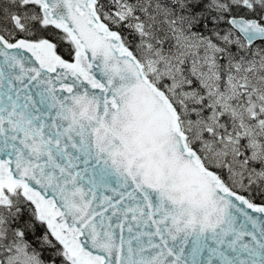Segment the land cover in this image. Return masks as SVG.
I'll return each mask as SVG.
<instances>
[{
    "label": "snow or ice",
    "instance_id": "obj_1",
    "mask_svg": "<svg viewBox=\"0 0 264 264\" xmlns=\"http://www.w3.org/2000/svg\"><path fill=\"white\" fill-rule=\"evenodd\" d=\"M0 264H264V0H0Z\"/></svg>",
    "mask_w": 264,
    "mask_h": 264
}]
</instances>
